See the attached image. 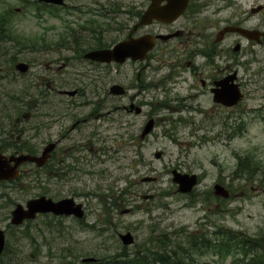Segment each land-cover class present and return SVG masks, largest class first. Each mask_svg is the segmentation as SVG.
<instances>
[{
    "label": "rangeland",
    "instance_id": "374dc122",
    "mask_svg": "<svg viewBox=\"0 0 264 264\" xmlns=\"http://www.w3.org/2000/svg\"><path fill=\"white\" fill-rule=\"evenodd\" d=\"M35 1L0 0L1 11L14 12L13 39L6 46L8 55L0 58V66L16 64L13 57L32 64L28 74L11 78L16 83L6 81L9 77L0 81V107L11 109L0 113V138L12 144L6 146L7 154L14 152L13 147L21 151L17 147L23 144L30 149L21 152L40 153L49 141L62 139L58 157L47 167L37 170L25 165L19 179L0 185V229L6 231L11 248L20 255L25 253L24 264H83L82 259L88 256L110 257L123 250L119 235L126 232L136 240L135 246L126 247L129 254L152 250L151 239L159 233L184 240L193 232L230 231L264 244V72L255 76L256 82L246 83L241 114L226 120L230 128L222 133L196 129L193 121H202L199 112H177L171 69L159 61L147 71L149 90L143 101L136 103L143 113H127L122 107L129 105L131 92L119 98L110 95L109 88L126 83V75L131 76L133 69L124 66L122 75L116 76V71L82 65L68 47L76 43L78 35L79 41L88 42L86 49L94 48L98 24L104 30V43L113 45L124 39L128 26L138 21L130 14L138 0H100L105 5L102 8H117L118 12L96 16V24L86 26L92 34L80 28L87 25L88 14L74 11L68 16H52L45 12L38 17ZM242 3L241 11L249 12L251 6L264 5V0ZM89 4V0L69 2L83 12ZM147 5L148 1L143 9ZM139 8L142 6L134 11ZM259 18L264 19V12L252 22ZM63 20L75 34H67ZM62 35L68 49L53 48L60 44ZM65 58L70 66L62 72L48 70L53 60ZM63 72L68 75L62 76ZM246 77L251 76L246 73ZM62 79L68 83L66 87ZM78 83L84 85L86 99L61 96L60 91L73 90ZM98 88L102 89L100 95L92 93ZM8 96L22 100L14 103ZM202 106H209V102ZM150 118L155 119L156 128L142 140ZM179 118L191 124L178 126ZM159 151L163 156L156 159ZM240 161L248 169L241 168ZM174 169L199 176L200 183L191 194L177 193L178 186L172 181ZM148 177L155 180L143 181ZM217 183L229 190L228 199L215 196ZM43 195L55 201L75 199L85 206V218L50 214L19 227L10 224L17 204L25 206L28 200ZM233 253L224 259L206 252L197 256V264H232L234 257H242L239 251Z\"/></svg>",
    "mask_w": 264,
    "mask_h": 264
},
{
    "label": "flooded vegetation",
    "instance_id": "af4514ba",
    "mask_svg": "<svg viewBox=\"0 0 264 264\" xmlns=\"http://www.w3.org/2000/svg\"><path fill=\"white\" fill-rule=\"evenodd\" d=\"M147 1L149 0H138L136 6L141 7ZM242 1L190 0L185 12L172 23L154 22L149 27L136 28L137 30L135 26L138 22L128 26L125 39H138L144 35L156 37V47L144 60L138 62L129 60L124 64H118L84 59L81 60V64L116 71V76L122 75L121 70L124 66L133 69L131 76L126 75V83H114L124 86L127 90V94L119 98L128 97V93L131 92V96L128 97L130 105L143 101L145 93L149 90L146 73L152 68V63L159 61L161 66H168L171 69L170 77L176 87L174 101L178 105L177 112L182 114L199 112L202 114V121H193L196 129L205 132L218 129L222 133L230 128L226 120L230 117L238 118L236 115L241 114L240 108L244 106L246 99V83L256 82L255 76L264 72V39L252 40L240 32L226 31L229 27L264 31L263 18L252 22L256 14L264 12V6L260 4L251 6L249 12H242ZM258 9L260 11L256 13ZM68 11L64 10L65 13ZM88 33L92 34L90 31ZM171 35L173 36L170 37ZM162 36L166 38H161ZM59 64L61 66H58ZM68 66H70L68 58L61 61L53 60L48 70L58 73ZM4 67L5 69L0 68V80L19 76L20 73L13 71L11 65ZM246 73L251 77L247 78ZM65 74L68 75L63 72L62 76ZM48 78L50 83L53 75ZM62 81L66 87L68 83H65L64 79ZM74 86L75 95L68 96L60 92L61 96L73 100L86 99L88 93L84 85L78 83ZM231 86L239 89L243 100L236 106L228 107L222 104L224 100L218 98H229ZM101 90L98 88L92 93L100 95ZM206 102H209V106L203 107L202 104ZM190 124L191 121L185 118H179L177 123L178 126ZM53 142L56 143V147L50 161L58 157L62 139L49 141L47 144Z\"/></svg>",
    "mask_w": 264,
    "mask_h": 264
},
{
    "label": "water",
    "instance_id": "95a60500",
    "mask_svg": "<svg viewBox=\"0 0 264 264\" xmlns=\"http://www.w3.org/2000/svg\"><path fill=\"white\" fill-rule=\"evenodd\" d=\"M48 3H54L62 5L64 0H43ZM166 1V4L163 2ZM189 0H152L148 10L142 16L139 25H148L153 22L154 19L171 22L175 20L186 8ZM231 30H240L246 36L250 33L248 30L232 28ZM250 36V35H248ZM154 47V40L151 37H143L138 40L124 41L119 43L112 50H95L91 51L86 55L89 58L98 62H118L123 63L128 58L133 60L143 59L146 54ZM17 70L24 73L29 70V65L26 63H19L16 65ZM111 94L113 95H123L125 90L122 86L114 85L111 87ZM76 92H69L70 95H75ZM229 98H220L223 104L227 106H233L237 104L239 96L234 94H229ZM234 95V97H233ZM135 111L137 114L142 112L140 107L132 104L130 106V112ZM155 121L151 119L145 126L141 138L148 136L154 129ZM56 144H50L45 147L41 156L32 155H19L6 157L0 153V182L4 180H12L18 177V168L21 164L25 162L36 163L38 167L44 166L51 152L54 150ZM157 159L162 157V153L158 152L155 154ZM12 162L15 163L12 166ZM173 182L178 185V192L182 194H188L193 191L195 186L198 184L197 175L183 174L177 170L172 171ZM153 178H145L143 181H154ZM215 194L224 198L229 197V193L220 184H216ZM128 211H124L127 213ZM53 213L55 215H74L77 218H82L84 216L83 205L77 204L74 199L67 198L58 202H54L45 196L36 198L27 202L26 207L19 204L12 211V224L21 225L25 220H33L38 214ZM120 239L124 246H131L135 243V238L131 232L126 234H121ZM6 245V234L4 230L0 229V255L4 252ZM94 258H85L84 262H94Z\"/></svg>",
    "mask_w": 264,
    "mask_h": 264
},
{
    "label": "trees",
    "instance_id": "16d2710c",
    "mask_svg": "<svg viewBox=\"0 0 264 264\" xmlns=\"http://www.w3.org/2000/svg\"><path fill=\"white\" fill-rule=\"evenodd\" d=\"M12 19L11 10H0V58L8 55V51H5L6 46L13 39ZM14 61H16L15 57L12 59V62ZM0 63H2L1 60ZM241 167L247 168L243 165ZM217 234H222V238H207V236L213 237ZM150 243L154 246L152 250H139L137 253L129 254L128 250L123 248L121 252L110 257L95 256L99 261L87 264H197V256L210 251L213 255L224 259L234 255L233 251L241 252L242 257H234L232 264H264L263 243L239 237L235 232L230 231H208L204 234L193 232L184 240L177 239L174 234L159 233L151 239ZM21 254L11 248L8 243L4 254L0 256V264H24L23 261L27 256L23 252Z\"/></svg>",
    "mask_w": 264,
    "mask_h": 264
},
{
    "label": "bare ground",
    "instance_id": "6f19581e",
    "mask_svg": "<svg viewBox=\"0 0 264 264\" xmlns=\"http://www.w3.org/2000/svg\"><path fill=\"white\" fill-rule=\"evenodd\" d=\"M142 140H144L145 138H141Z\"/></svg>",
    "mask_w": 264,
    "mask_h": 264
}]
</instances>
